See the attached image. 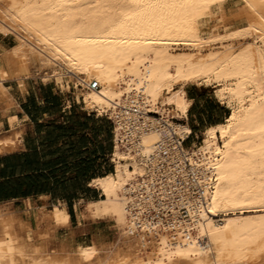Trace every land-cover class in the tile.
Segmentation results:
<instances>
[{
    "label": "bare ground",
    "instance_id": "6f19581e",
    "mask_svg": "<svg viewBox=\"0 0 264 264\" xmlns=\"http://www.w3.org/2000/svg\"><path fill=\"white\" fill-rule=\"evenodd\" d=\"M226 1L11 0L0 15V32L11 31L19 38L0 55L5 61L0 96H6L4 80L24 73L22 58L32 50L76 79L86 108L114 116L115 168L90 184L105 197V207L119 212L131 228L128 193L147 172L145 156L167 124L180 137L190 133L180 122L190 105L183 87L193 83L221 91L228 115L206 128L202 143L191 149L202 156L212 176L206 205L195 211L192 231L186 235L155 229L159 240L154 248L142 241L141 251H124L106 260L108 264H264V0H237L238 25L204 34L205 17ZM93 80L100 85L96 90L87 88ZM134 107L159 114L165 125L141 131L137 141L131 140L125 131L137 117L128 112ZM19 144L20 131H14L0 138V151L11 152ZM6 208L0 206V264H79L99 250L95 244H76L77 261L58 258L52 250L34 256L36 250L27 249L23 236L15 234V227L29 219ZM38 213L35 227L43 225L44 231L69 217L60 204L51 214L46 212L43 224ZM141 228L138 234L150 232L145 225ZM67 244L64 240L63 249Z\"/></svg>",
    "mask_w": 264,
    "mask_h": 264
},
{
    "label": "crops",
    "instance_id": "0c3cea01",
    "mask_svg": "<svg viewBox=\"0 0 264 264\" xmlns=\"http://www.w3.org/2000/svg\"><path fill=\"white\" fill-rule=\"evenodd\" d=\"M13 41L12 37L2 34L0 55L13 46ZM1 87L7 92L6 96H0V138L12 136L16 130L21 132V138L18 147L11 152L0 151V205L28 218L27 213L30 215L34 205L40 208L49 206V201L52 204L63 202L69 222L57 227L56 232L65 230L66 236L78 240L76 244H91V231L97 229L93 225L102 223L105 218L83 216L82 211H77V205L102 196L99 189L90 183L97 178L91 179V176L100 170L98 166H104L107 159L113 162L115 130L112 122L108 116L87 109L75 100L73 92L30 76L8 78ZM183 89L185 97L190 100L186 116L190 132L203 133L206 128L214 126L212 124L224 119L222 107L226 108V105L214 93L204 95L205 92L196 86L185 85ZM26 152L34 155L35 160L31 165L30 179H38L43 174L48 176L50 183L45 191L21 188L25 174L22 155ZM11 155L19 157L13 162L2 160ZM86 163H89L88 173H84L81 167ZM55 176L60 178L58 182L55 179L57 183L53 182ZM68 185H76L71 195H57ZM28 219L31 221L30 217Z\"/></svg>",
    "mask_w": 264,
    "mask_h": 264
},
{
    "label": "rangeland",
    "instance_id": "374dc122",
    "mask_svg": "<svg viewBox=\"0 0 264 264\" xmlns=\"http://www.w3.org/2000/svg\"><path fill=\"white\" fill-rule=\"evenodd\" d=\"M9 5L10 6L12 5L11 0H0V11H1L0 15H2V13L5 12L3 11L4 9L5 10L9 9L10 7ZM240 8H241V3L237 0H227L221 8L214 7L213 11L211 12V16L210 14L207 15L202 22L203 33L208 34L211 31L225 32L237 26L238 24L236 23V18L237 16H239L238 12ZM239 19L240 21L245 22V18L243 16L239 17ZM216 27H217V30H214ZM3 33L7 34L8 36L14 39V41L11 42V45L14 46L17 42H19V38L16 36V34L12 33L11 31L2 32V33L0 32V37L2 36ZM252 40H253L252 37L246 38V41L251 42ZM25 50L28 52L30 49L28 50L25 49ZM36 53L37 52L30 50L28 53L25 54L26 55L24 56L25 58L24 57L22 58L23 62H26L24 63V65L26 64L24 68L25 71L23 70L24 73L22 72L23 74L21 73L17 78L21 79L23 77L30 76V77L36 78L40 82L52 83V84L56 83L59 88L63 90H69L70 93L73 92L72 95L74 96L75 100L83 104L82 96H81L82 91L80 90L82 86H77L76 79H74L73 76L70 77L69 75H67L66 71L58 67V65H55L54 63L49 62L46 58L45 60L40 58L42 56ZM38 55L40 57H38ZM26 58H27V61H26ZM0 61H1V64H0V67H1L5 63V61L1 57H0ZM16 61L17 60L14 61V64H16ZM19 62L16 65H18ZM187 86H192V87L196 86V88L202 89V91L205 92L204 95H211V93H214L219 100L221 101L223 100L221 97V91L218 90L217 87L202 86V85H196V84L193 85V83H189L187 84ZM108 113H104L103 116L111 115L110 112ZM111 117H114V116L111 115ZM182 122L186 123V121H182ZM199 134L200 133H198V135ZM20 135H21V132H20ZM192 141H193V138H190L185 143V146L191 145ZM113 162H111L109 159L105 160L104 166L97 167L100 169L98 173L103 174L110 167H112L114 170ZM103 163L104 162H101V164ZM75 188H76V185H68L66 188H63L61 192H58L57 195H60L63 197L66 195L69 196L71 195V190ZM65 191H67V194ZM101 199L103 200L105 199V197L102 195L101 198L97 200L85 202V203H81L80 205H77V211L78 212L82 211L83 216H89L92 219L93 218H105V221H103L102 223H95L93 227H96L97 229H94L91 231V235L93 237V242L91 243V245L95 244L98 247L99 250L97 251V254L95 255V257H93V259H90L87 261H79V264H108L107 261L110 262L111 260L115 259L114 257H117V256L119 257L121 254L124 253V251L125 253H133V252L141 251L143 249L142 241L146 242L145 244H146V247L148 248L155 247V244H157L159 240L158 239L159 231L154 230V234H151V232L149 233L147 232L145 234H142V233L138 234L135 228H131L130 225L125 222L123 216L119 212L117 213V211L108 210L105 207V204L102 202ZM49 203H50L49 206H45L46 210L38 208L34 205L32 209L30 210L31 215H27L28 218L29 217L31 218V222L30 220H27L24 223H21L20 226L15 227V231H16L15 234L18 235L19 239L23 236L21 243L23 244L25 243L24 245L26 248L28 247L27 249L32 250V252H33V249L34 251L36 250L34 252V256L39 255V252H38L39 250H44L45 254H49V252L52 250L56 252L55 256H57L58 258L67 256L70 259L72 260L75 259L77 261L78 256L76 252L77 251L76 243L78 242V240L74 239L71 236H66L65 230L56 232L57 227L68 224L69 217L63 223H56L54 227L51 228L49 231H44L43 225H41V227L40 226L35 227L36 213L39 212L40 214L39 213L38 214L40 215V218L43 217L41 218V224H43V221L46 219V212L51 214V211L58 209L59 204L66 211L64 204H62L63 202H59V204H57L58 202H54V204H52L49 201ZM9 211L11 210L6 208V212H9ZM119 216L121 217V219H119L120 218ZM34 230H36L35 233H33ZM83 237H86V236H83ZM142 238L144 239L142 240ZM64 240H67V243H68L66 245V249H63V246H62ZM84 241L87 242L86 239ZM96 241H98L100 244L98 242L96 243ZM32 245H34V247H37L39 245V247L34 248L32 247Z\"/></svg>",
    "mask_w": 264,
    "mask_h": 264
},
{
    "label": "built area",
    "instance_id": "2783aa9c",
    "mask_svg": "<svg viewBox=\"0 0 264 264\" xmlns=\"http://www.w3.org/2000/svg\"><path fill=\"white\" fill-rule=\"evenodd\" d=\"M99 87L96 80L87 86L88 89L94 90ZM128 112L137 114L125 131L131 140L137 141L141 131L165 125L159 114L142 113L135 107ZM107 116L115 130L117 121L110 115ZM186 120L187 117L181 118L180 121ZM120 129L123 131V128ZM202 137L201 132L199 135L190 132L180 137L174 128L167 124L160 140L145 156L147 171L145 176L141 177L136 187L128 193L131 200L128 202L127 210L136 230H143L141 225H145L149 228L144 230L152 234L155 229L162 227L168 232L179 230L186 235L192 231L195 211L206 205V194L212 182L211 169L207 167L205 160L200 154L196 156L191 152L192 148L201 143ZM190 138H193L191 145L185 146Z\"/></svg>",
    "mask_w": 264,
    "mask_h": 264
},
{
    "label": "trees",
    "instance_id": "16d2710c",
    "mask_svg": "<svg viewBox=\"0 0 264 264\" xmlns=\"http://www.w3.org/2000/svg\"><path fill=\"white\" fill-rule=\"evenodd\" d=\"M199 90L202 91V89H199ZM202 92H204V91H202ZM222 109L225 112V116H224V118H225L228 115L229 110L225 107H222ZM84 116L86 117L87 115L84 114ZM223 121H224V119H222V120H220V121H218L212 125L222 123ZM85 122H87V119L85 120ZM18 157H19V155H11V156L3 157L2 160L7 161V162H13V161H16ZM22 157H23V163L25 164V174H24V180L20 184L21 188L25 187L27 190H31V189L35 188L39 191H45L48 188L49 183H50L47 175L43 174L42 177H40L38 179H30V177L32 175V170H30L31 165L33 163H35L34 155H31L29 152H26L22 155ZM4 167H5V165H3L2 168H4ZM33 167H35V165ZM81 167L84 168V170H83L84 173H88L89 163L83 164V165H81ZM109 172H113L112 167L108 168V170L105 171L103 174H100L97 172L94 176H91V179L94 177L103 176ZM55 179H57V182L60 181V178L55 176V178H53V182H56Z\"/></svg>",
    "mask_w": 264,
    "mask_h": 264
},
{
    "label": "snow or ice",
    "instance_id": "6c2138e0",
    "mask_svg": "<svg viewBox=\"0 0 264 264\" xmlns=\"http://www.w3.org/2000/svg\"><path fill=\"white\" fill-rule=\"evenodd\" d=\"M210 211V210H209ZM85 255H87V253H85Z\"/></svg>",
    "mask_w": 264,
    "mask_h": 264
}]
</instances>
